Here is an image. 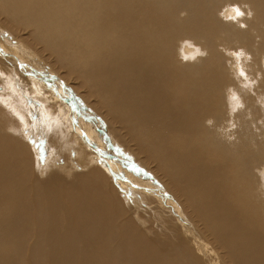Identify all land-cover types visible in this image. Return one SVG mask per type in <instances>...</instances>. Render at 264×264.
Returning a JSON list of instances; mask_svg holds the SVG:
<instances>
[{"label": "bare ground", "instance_id": "obj_1", "mask_svg": "<svg viewBox=\"0 0 264 264\" xmlns=\"http://www.w3.org/2000/svg\"><path fill=\"white\" fill-rule=\"evenodd\" d=\"M0 24L107 131L0 59V264H264V0H0Z\"/></svg>", "mask_w": 264, "mask_h": 264}, {"label": "rangeland", "instance_id": "obj_2", "mask_svg": "<svg viewBox=\"0 0 264 264\" xmlns=\"http://www.w3.org/2000/svg\"><path fill=\"white\" fill-rule=\"evenodd\" d=\"M230 8L231 6L229 7V9ZM0 57H1L0 59L3 60L2 62L5 63L4 65H6L7 70H11L12 72V73L10 72L11 74L9 76H12V78L18 77L20 81L22 82V84L23 85L26 84L28 88L33 89L36 86V84L33 85L34 83H32V80H34V82L38 81L42 85L45 84L44 86H46L45 88L48 91V93L50 92L49 93L50 95L52 92H54L52 94V96H54L53 98L58 97L57 99L59 100V98L61 97L60 100L62 101L64 100L63 98H66L67 100V97H66L67 95L69 96V98L71 97V101H74L75 105L69 100V105L72 108L68 110L71 114H73V112H75L76 109L79 110L78 112L79 116L82 119H84L85 123L89 127V130H88L85 124H83L85 126V129L88 130V132H96L99 129H102L104 132H107L106 130H104V123H105L104 118L100 115L98 111L94 110V108L85 101L83 96L77 91V89L70 82V80L69 79L67 80L66 76L58 72V70L55 69L54 66H51L49 61H46L44 58H42L41 54H39L34 48L28 47L26 44H24L22 41L17 39L15 36H13L12 34H9V32L7 33L6 29L3 28L1 24H0ZM0 75H1V72H0ZM5 76L2 75L3 78H5ZM58 86L59 88L61 87L60 89H62V91L58 89ZM39 87H41V85ZM15 89L21 90L20 84H18V86L15 87ZM40 91H44V90L40 89ZM65 93H66V96H65ZM69 105H66L65 107L69 108L70 107ZM70 119L79 120L77 114L76 116H72V117L68 115L67 120H70ZM72 125L74 124L72 123ZM105 126H106V123H105ZM110 139L114 143H117L111 134H110V138L108 139L109 141L106 140L108 141L107 145L101 144L99 140L92 141L94 144V147L96 146L95 149H97L98 151V153H94V152L92 153L93 155L99 157V158L97 157L99 159V162L97 163L100 165L105 166V164H108V163H110L111 165L112 163H116L118 156L120 157V155H118L119 153H117L115 150L116 148H114L115 146L111 144L112 141L110 142ZM108 143H110L109 145H111V147L108 145ZM99 144H100V147H99ZM106 146L108 149L109 148L111 149L112 146L113 148L111 149V151L110 150L106 151L105 150ZM104 150L107 153V155L104 152ZM102 155H104L103 156L104 158L102 157ZM125 159H129V158L125 157ZM124 162L125 160L123 161V163Z\"/></svg>", "mask_w": 264, "mask_h": 264}, {"label": "snow or ice", "instance_id": "obj_3", "mask_svg": "<svg viewBox=\"0 0 264 264\" xmlns=\"http://www.w3.org/2000/svg\"><path fill=\"white\" fill-rule=\"evenodd\" d=\"M243 15H244V13L239 8H237V9H235V16L231 17V19H235L236 17H240ZM242 27H244V26L242 25Z\"/></svg>", "mask_w": 264, "mask_h": 264}]
</instances>
